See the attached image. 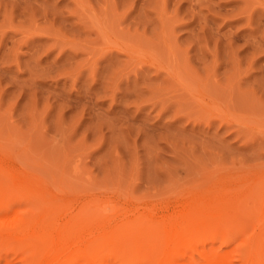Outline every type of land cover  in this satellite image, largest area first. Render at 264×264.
<instances>
[{"label":"rangeland","instance_id":"obj_1","mask_svg":"<svg viewBox=\"0 0 264 264\" xmlns=\"http://www.w3.org/2000/svg\"><path fill=\"white\" fill-rule=\"evenodd\" d=\"M258 182L264 0H0V196L15 214L26 183L65 226L88 203L159 218L198 200L234 206L264 193ZM244 199L250 235L264 219ZM4 245L0 264L33 263Z\"/></svg>","mask_w":264,"mask_h":264},{"label":"bare ground","instance_id":"obj_2","mask_svg":"<svg viewBox=\"0 0 264 264\" xmlns=\"http://www.w3.org/2000/svg\"><path fill=\"white\" fill-rule=\"evenodd\" d=\"M252 188L264 189V182L255 183ZM43 191L40 185L29 183L18 188L23 203L30 210L17 214L14 207L20 203L11 201L9 193L0 196V242L8 248L15 243L21 248L19 244H23L30 252L32 264H264V224L255 227L250 235L239 226L241 218L246 217L245 208L244 214L239 212L242 209L239 204L244 198H234V206L226 198L223 200L227 202L217 205L216 200L214 203L198 200L181 210L172 207V213L161 218L151 209L138 215L131 214L130 210L116 214L117 208L112 205L104 204L105 208L103 204L88 203L70 214L68 212L70 216L63 226L58 206L47 214L48 202ZM257 191L247 195L244 201L251 199L260 203L261 213L256 215L260 221L264 219V193ZM35 210L39 212L36 216ZM62 226L71 230L65 228L63 234ZM140 228L144 230L143 234L136 237L150 239L141 246L132 239ZM244 236L248 237L243 244L241 238ZM235 242H240V246L222 257L225 255L221 256L218 251ZM215 243H219L218 248L214 247ZM207 246L210 252L213 248L217 250H212L210 255L208 250L204 251ZM22 248V252L17 248L18 255L25 252ZM18 251L13 254L17 256ZM139 251L143 253L137 259L135 256ZM196 255L199 256L195 258ZM63 256L65 259L61 262ZM199 257L202 262L196 260Z\"/></svg>","mask_w":264,"mask_h":264}]
</instances>
